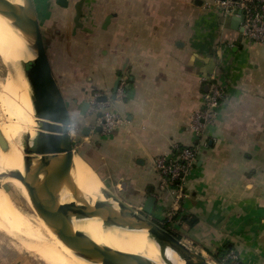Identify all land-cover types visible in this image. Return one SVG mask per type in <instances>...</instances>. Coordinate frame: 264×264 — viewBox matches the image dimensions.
<instances>
[{"label":"crops","instance_id":"1","mask_svg":"<svg viewBox=\"0 0 264 264\" xmlns=\"http://www.w3.org/2000/svg\"><path fill=\"white\" fill-rule=\"evenodd\" d=\"M79 1L34 0L54 77L80 129L71 132L74 147L125 203L142 210L155 195L152 220L211 255L230 245L238 264H264V44L242 37L215 0H84L76 23ZM213 74L227 97L197 137L191 119ZM104 113L124 126L99 131ZM176 144L198 145L200 154L171 219V193L160 189L153 160L173 156Z\"/></svg>","mask_w":264,"mask_h":264},{"label":"bare ground","instance_id":"2","mask_svg":"<svg viewBox=\"0 0 264 264\" xmlns=\"http://www.w3.org/2000/svg\"><path fill=\"white\" fill-rule=\"evenodd\" d=\"M26 6V0H7L4 11L8 17L0 13V21H4L5 27L11 28L14 33L12 39L17 51L13 63V79L8 83L0 81V131L7 142L6 149L0 145V175H4L13 186L25 191L28 201L32 202L25 184L12 175L19 172L28 177L34 172L40 179H44L52 172L54 165L38 138L41 124L37 121L31 86V81L37 80L32 62L37 57V50L33 40L13 21L14 17V20L23 22ZM2 47L7 51L5 45ZM74 187L88 207L78 214L70 215L75 234L128 256L146 259L152 264H196L195 259L158 239L148 225L137 220L127 206L120 204L116 195L106 189L99 173L76 150L71 185L65 183L58 192L57 202L61 209L76 200ZM35 189L40 194L44 191L41 183ZM0 230L28 238L27 230H32L51 240L55 247L46 250L40 244L29 243L26 238H21L25 242L23 247L46 264H103L76 253L42 217L31 216L22 210L1 185Z\"/></svg>","mask_w":264,"mask_h":264},{"label":"water","instance_id":"3","mask_svg":"<svg viewBox=\"0 0 264 264\" xmlns=\"http://www.w3.org/2000/svg\"><path fill=\"white\" fill-rule=\"evenodd\" d=\"M6 1L0 0V13L5 16H7L4 11ZM83 2L84 0H80L76 6V23H79L82 15ZM26 3L27 6L24 12L23 22L20 23L14 19L13 21L27 37L33 40L37 50V57L32 61L37 80L36 82L31 81V86L34 91L37 121L41 124L38 131V138L44 150L50 154L54 166L52 172L44 179H40L34 172H31L28 177H25L19 172L14 173L12 176L20 179L25 184L37 213L58 234L63 242L80 256L87 259L99 260L103 264H152L146 259L131 257L125 253L114 251L96 243L92 239L77 235L73 232L70 215L74 213L78 214L88 208L86 207L87 204L82 202V197L76 187H74L76 200L62 209L58 206L57 199L60 188L65 183L71 185V170L75 155L74 138L71 135L73 118L70 105L53 74L35 2L34 0H26ZM58 4L62 7H68L69 0H58ZM233 20L237 28H239L243 18L234 17ZM119 83L120 79L115 83L113 99H116ZM206 91H208V87ZM98 101H108V97L101 96L98 98ZM89 108L90 103L85 102L81 114L85 115ZM98 130L101 131L102 126L98 127ZM89 133V128L84 130L85 135ZM0 145L5 149L7 148V142L1 131ZM39 183L44 187V191L41 194L35 189ZM156 201L157 198L155 195H150L147 198L142 209L147 216L152 214ZM119 202L126 206L125 202L121 199H119ZM131 213L137 220L148 225L158 239L180 250L182 254L195 259L196 264H213L203 255L192 251L175 234L151 218L145 219L139 217L140 214L137 212Z\"/></svg>","mask_w":264,"mask_h":264},{"label":"built area","instance_id":"4","mask_svg":"<svg viewBox=\"0 0 264 264\" xmlns=\"http://www.w3.org/2000/svg\"><path fill=\"white\" fill-rule=\"evenodd\" d=\"M215 5L221 10L224 17L243 18L240 23L241 35L250 41L264 44V0H215ZM208 81L209 89L204 93L203 106L192 116L190 130L202 137L208 126L214 122L217 109L225 101L227 91L225 86L213 74ZM97 98V97H96ZM95 104L96 101H93ZM98 124L105 131L116 127H123L125 120L112 113L100 115ZM174 155L171 157L158 156L153 160L155 170L160 177V189L168 188L171 193L172 219L180 208L184 198L188 196L186 183L193 174L200 154L198 145H174ZM238 258L237 254L230 252L228 258ZM238 264V263H237Z\"/></svg>","mask_w":264,"mask_h":264},{"label":"rangeland","instance_id":"5","mask_svg":"<svg viewBox=\"0 0 264 264\" xmlns=\"http://www.w3.org/2000/svg\"><path fill=\"white\" fill-rule=\"evenodd\" d=\"M10 14L12 15L11 10H10ZM13 36L14 33L11 30V28H6L4 21L2 22L0 21V81L4 83H8L13 79L12 76H14V71H15V67L13 66V63L17 51L15 49L14 41L12 39ZM3 45L6 46L7 51L3 49L2 47ZM73 130H74V136H79L80 129H78V127L72 126V131ZM75 150L77 151L76 147ZM0 157L2 156L0 155ZM1 176H2V178H0L1 187L6 191L8 195H10L11 198H13L15 203L26 213L31 214V216H40L37 213L33 203L31 201H28L25 191H23L18 187L13 186L4 175H0V177ZM105 186L108 191L115 194L118 199H121L120 197L121 193L118 192L114 187L110 186V184H106ZM125 205L129 208L131 212H140L139 217L150 219V217L143 214L142 210H138L134 205L132 204L129 205L127 203H125ZM157 223L160 224L162 227L167 228V230L169 231L171 230L173 234L181 238L180 240L188 248H190L192 251L196 253L203 255L213 264H225V262H227V260H224L223 261L224 263L217 262L210 253H207L201 247H197V244L193 241H189L186 235L184 237V235L181 233L179 228H173L171 224H167V223H160V222ZM27 234L30 236V238H28L27 236L11 234L3 230H0V264H46L43 260H41L36 255L29 252L27 249L23 247L25 242L21 240V238L22 239L26 238L27 241L29 240L28 241L29 243L35 242L37 244H40L46 250L53 249L55 247L54 244L48 238L42 237L38 233L32 230H27ZM225 258H228V254L226 255ZM230 260H234L233 264H237V262L239 261L238 258L236 259L231 258Z\"/></svg>","mask_w":264,"mask_h":264},{"label":"trees","instance_id":"6","mask_svg":"<svg viewBox=\"0 0 264 264\" xmlns=\"http://www.w3.org/2000/svg\"><path fill=\"white\" fill-rule=\"evenodd\" d=\"M196 222H197V219H194L193 221H191V225H193V224H196ZM167 229V228H166ZM176 237H178L177 235H176ZM179 239H181L180 237H178ZM231 250V248H230V245H228V246H226L225 247V249L224 250H222V251H219L218 253H214V254H212V256L214 257V259L217 261V262H219V263H224L223 261L225 260V257H226V255L228 254V252ZM225 263H228V264H233L234 263V260H227V262H225Z\"/></svg>","mask_w":264,"mask_h":264},{"label":"flooded vegetation","instance_id":"7","mask_svg":"<svg viewBox=\"0 0 264 264\" xmlns=\"http://www.w3.org/2000/svg\"><path fill=\"white\" fill-rule=\"evenodd\" d=\"M138 214H140V212H137ZM143 214H145L143 211H142ZM146 215V214H145ZM149 217V216H148ZM171 231V230H170Z\"/></svg>","mask_w":264,"mask_h":264}]
</instances>
